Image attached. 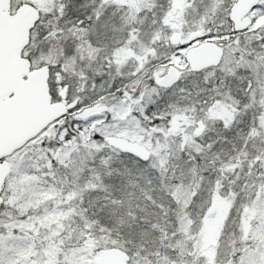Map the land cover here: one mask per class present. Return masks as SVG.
Masks as SVG:
<instances>
[{
    "label": "snow or ice",
    "instance_id": "snow-or-ice-1",
    "mask_svg": "<svg viewBox=\"0 0 264 264\" xmlns=\"http://www.w3.org/2000/svg\"><path fill=\"white\" fill-rule=\"evenodd\" d=\"M0 264H264V0H0Z\"/></svg>",
    "mask_w": 264,
    "mask_h": 264
},
{
    "label": "rangeland",
    "instance_id": "rangeland-1",
    "mask_svg": "<svg viewBox=\"0 0 264 264\" xmlns=\"http://www.w3.org/2000/svg\"><path fill=\"white\" fill-rule=\"evenodd\" d=\"M223 212H224V214H226V212H227V209L225 208V209H223ZM218 234V233H217ZM215 243H216V241L215 240H213L212 241V244H213V246L215 245Z\"/></svg>",
    "mask_w": 264,
    "mask_h": 264
}]
</instances>
